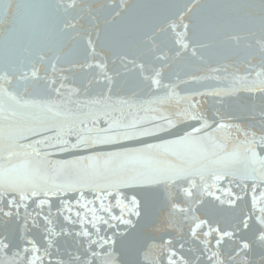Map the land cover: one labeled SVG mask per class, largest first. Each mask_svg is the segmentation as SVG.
Masks as SVG:
<instances>
[{
  "label": "snow or ice",
  "instance_id": "6c2138e0",
  "mask_svg": "<svg viewBox=\"0 0 264 264\" xmlns=\"http://www.w3.org/2000/svg\"><path fill=\"white\" fill-rule=\"evenodd\" d=\"M5 8L0 264H264V0ZM240 93L258 123L219 110ZM156 209L171 232L141 259L128 229Z\"/></svg>",
  "mask_w": 264,
  "mask_h": 264
},
{
  "label": "water",
  "instance_id": "95a60500",
  "mask_svg": "<svg viewBox=\"0 0 264 264\" xmlns=\"http://www.w3.org/2000/svg\"><path fill=\"white\" fill-rule=\"evenodd\" d=\"M48 0H0V48L3 46V41L6 35V29L11 27L9 23L15 17L14 12H9L5 6L11 4L15 7L18 4L26 3L32 5H41L47 3ZM141 2L152 3L156 2V0H141ZM29 15L34 18L35 26L40 28L43 26V12L39 7L33 8L29 10ZM259 58L257 57L254 63H258ZM247 67L246 64H238L237 69L239 74L243 75L244 70ZM195 74L204 76L209 73L200 66H195ZM206 81H201L199 84L192 85L194 90L204 91V88L200 87V84H205ZM199 99V97H197ZM214 101L210 98H205V102L202 105V108L205 112H211L216 109H219V105L216 104L215 108L213 107ZM261 109V99L258 96H250L246 93H240L237 97L229 99L225 102V107L223 109H219L228 115H231L235 119L231 122L237 125H247L249 123H258L259 121H250V116L259 117ZM184 126H181L180 129H177L176 132H182ZM260 131L259 128L256 129ZM168 138V137H165ZM146 142H153L150 138H144ZM125 146H135L132 143H128ZM101 150H111L110 148H102ZM82 154V153H76ZM67 158V157H63ZM164 212L160 209L154 210L152 216L150 218H134V228L128 229V240L133 244L143 245L141 251V259H143V252L148 251V246L153 244L161 245L169 238V233L171 229L168 227L167 222L163 219ZM264 254V250L260 248H256L253 255L260 256ZM160 257V249H152L150 252L149 259H159ZM55 259V257H54Z\"/></svg>",
  "mask_w": 264,
  "mask_h": 264
}]
</instances>
